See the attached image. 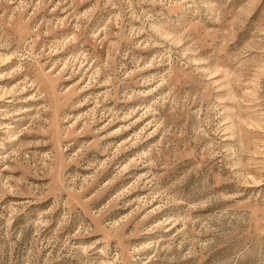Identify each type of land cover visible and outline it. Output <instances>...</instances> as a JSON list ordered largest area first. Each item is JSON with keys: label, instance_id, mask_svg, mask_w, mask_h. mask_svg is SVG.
Returning a JSON list of instances; mask_svg holds the SVG:
<instances>
[{"label": "rangeland", "instance_id": "1", "mask_svg": "<svg viewBox=\"0 0 264 264\" xmlns=\"http://www.w3.org/2000/svg\"><path fill=\"white\" fill-rule=\"evenodd\" d=\"M0 264H264V0H0Z\"/></svg>", "mask_w": 264, "mask_h": 264}]
</instances>
